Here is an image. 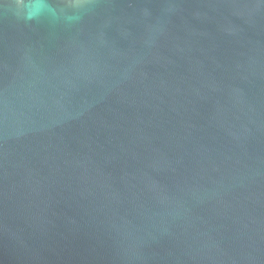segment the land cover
<instances>
[{
    "label": "water",
    "instance_id": "obj_1",
    "mask_svg": "<svg viewBox=\"0 0 264 264\" xmlns=\"http://www.w3.org/2000/svg\"><path fill=\"white\" fill-rule=\"evenodd\" d=\"M0 264H264V0H0Z\"/></svg>",
    "mask_w": 264,
    "mask_h": 264
}]
</instances>
